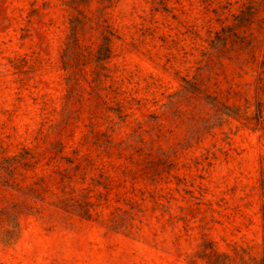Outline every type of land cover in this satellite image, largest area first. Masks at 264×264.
Here are the masks:
<instances>
[{
  "label": "rangeland",
  "instance_id": "374dc122",
  "mask_svg": "<svg viewBox=\"0 0 264 264\" xmlns=\"http://www.w3.org/2000/svg\"><path fill=\"white\" fill-rule=\"evenodd\" d=\"M69 1L0 0V264L259 260L264 0ZM206 96L237 116L214 124Z\"/></svg>",
  "mask_w": 264,
  "mask_h": 264
},
{
  "label": "trees",
  "instance_id": "16d2710c",
  "mask_svg": "<svg viewBox=\"0 0 264 264\" xmlns=\"http://www.w3.org/2000/svg\"><path fill=\"white\" fill-rule=\"evenodd\" d=\"M87 1L86 0H70L68 6L71 8H77L80 5H84ZM86 17L82 16L81 14L74 17L72 20H70V34L68 36V41L65 44V48L63 50V54L61 56L62 58V69L63 70H69L70 66V60L73 56L79 55V48H78V35L79 31H83L86 28ZM98 29H100V38L101 43L98 45L93 58L92 62L94 63L95 67L103 70L104 64L106 61L109 60L111 55V39L113 34L108 29V27L101 25L100 23L97 24ZM72 76L70 75L68 77V83L72 81ZM185 87L183 88V92L194 94L199 92V90L192 85V83L188 81H184ZM191 86V88H189ZM73 87L71 86L69 88L70 94ZM205 100H207V105H209L211 108L214 109L215 115H214V124H217V120L220 121L222 119V116L227 117H236L237 112L233 110L232 108H229L228 106H224L220 104L215 97L206 96ZM15 160L6 161V163H11ZM67 161V160H66ZM67 163H71L70 161H67ZM13 165V164H12ZM8 165L6 167H2L7 173L12 174L13 172V166ZM78 207H81L85 210V214L88 213V210L85 208V206H90L88 202L84 201L83 205L79 202H76L75 200L71 199ZM14 213L12 211L9 212L8 218L11 220L14 219ZM197 258H199L202 261V264H264V254L261 256L259 260L255 259H249L245 260L243 257H239L238 259L232 257L229 254L226 253H218L214 251L210 246L204 245L202 246L201 250L197 253Z\"/></svg>",
  "mask_w": 264,
  "mask_h": 264
}]
</instances>
